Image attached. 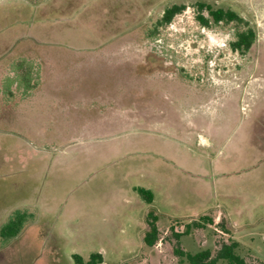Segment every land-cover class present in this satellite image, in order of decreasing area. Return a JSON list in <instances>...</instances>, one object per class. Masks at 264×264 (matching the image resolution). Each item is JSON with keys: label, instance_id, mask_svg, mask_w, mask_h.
<instances>
[{"label": "rangeland", "instance_id": "1", "mask_svg": "<svg viewBox=\"0 0 264 264\" xmlns=\"http://www.w3.org/2000/svg\"><path fill=\"white\" fill-rule=\"evenodd\" d=\"M199 1L247 22L246 54L235 24L196 22ZM20 61L44 85L25 102ZM16 210L0 264H189L175 249L210 262L233 242L264 262V0H0V227Z\"/></svg>", "mask_w": 264, "mask_h": 264}, {"label": "trees", "instance_id": "2", "mask_svg": "<svg viewBox=\"0 0 264 264\" xmlns=\"http://www.w3.org/2000/svg\"><path fill=\"white\" fill-rule=\"evenodd\" d=\"M185 5L172 4L163 10L162 16L154 26L155 32L161 26L169 25L176 15L181 14L185 10ZM195 20L203 28H212L221 24H235L237 29L233 33V40L229 46L233 52L240 53L241 55L246 54L256 41V33L252 28L247 25V22L231 9H224L221 7H213L212 5L205 2H196L194 4ZM241 28V29H240ZM153 30V33L156 34ZM15 72L22 75L21 80L13 81L9 94L12 95V89L20 92L19 99L23 102L27 101L34 91L38 88L41 83L39 68L33 63L26 65L25 61L18 62L16 69L9 72L10 75H15ZM40 81V82H39ZM23 85V87L21 86ZM143 200L148 204L152 203L153 196L148 190L143 188L134 189ZM30 218L27 212L16 210L0 227V238L3 242L8 243L12 239H15L21 233L24 225ZM158 217L151 211L146 215L145 221L148 227L143 237V242L147 246H153L158 240L159 229L157 226ZM196 227L199 224L194 223ZM201 227V226H200ZM190 226H187L186 232H188ZM178 237V235H176ZM238 247L236 242L229 245H223L217 253L216 257L210 262H206L209 258V252H198L196 254L185 253L181 250L175 249V255L178 257L185 258L189 264H211L218 260H223L227 264H251L244 258L240 257L235 253V249ZM74 264H101L103 258L100 254H91L87 260H84L81 256L74 254L72 255ZM261 264H264L262 262Z\"/></svg>", "mask_w": 264, "mask_h": 264}, {"label": "crops", "instance_id": "3", "mask_svg": "<svg viewBox=\"0 0 264 264\" xmlns=\"http://www.w3.org/2000/svg\"><path fill=\"white\" fill-rule=\"evenodd\" d=\"M41 75V74H40ZM42 87H44V85L41 83V85H39V89H42ZM153 201V200H152ZM160 220H162L161 218H158V220H157V225H159V223H160Z\"/></svg>", "mask_w": 264, "mask_h": 264}]
</instances>
